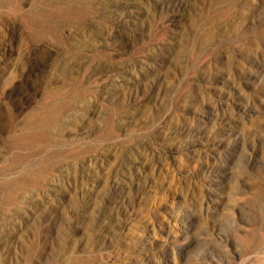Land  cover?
<instances>
[{
    "label": "rangeland",
    "instance_id": "374dc122",
    "mask_svg": "<svg viewBox=\"0 0 264 264\" xmlns=\"http://www.w3.org/2000/svg\"><path fill=\"white\" fill-rule=\"evenodd\" d=\"M0 264H264V0H0Z\"/></svg>",
    "mask_w": 264,
    "mask_h": 264
}]
</instances>
